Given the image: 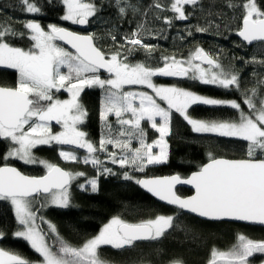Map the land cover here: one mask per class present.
Here are the masks:
<instances>
[{
    "label": "snow or ice",
    "instance_id": "6c2138e0",
    "mask_svg": "<svg viewBox=\"0 0 264 264\" xmlns=\"http://www.w3.org/2000/svg\"><path fill=\"white\" fill-rule=\"evenodd\" d=\"M45 3L62 6L59 19L74 25L90 24L105 7L115 8L120 20L127 21L129 16L140 19L119 40L109 32L113 42L111 51L99 47L94 34L81 35L54 23L45 29L35 19H26L22 31L0 23V66L18 74L15 87L0 86V141L6 144L5 152L0 154V202H9L14 209L18 225L14 236L29 243L41 257L38 264H106L98 255L101 247L109 246L116 251L130 249L138 242L158 241L175 227L173 215L160 214L135 223L115 216L82 246H72L59 235L50 237L49 233L56 234L58 230L39 215L41 210L49 205L69 209L70 188L81 177L84 183L79 184V189L97 193L101 177L117 175L109 164L124 170L120 173L123 180L134 182L181 212L210 221L264 225V94H261L264 79L257 80L251 88L241 87V73L225 68L218 58L219 52L214 56L200 46L190 50L187 57L161 56L157 65L132 60L141 52L147 60L156 51L157 46L147 43V39H167L164 29L155 28L149 15L153 22L162 21L166 29H171L176 21H188L198 10L207 16L205 26H193L195 33L212 31L220 35L223 11L214 12V4L205 7L204 0H151L146 5L142 0H108V4H98L97 0H45ZM19 4L27 15L42 14V5L37 0H19ZM223 8L240 10V24L234 34L243 42L264 43V0H239V3L227 0ZM186 33L192 36L193 28L186 26ZM17 39H28L30 47L25 49L11 42ZM245 63L264 65V60L253 57ZM102 72L107 75L102 77ZM156 77L236 91L239 97L210 98L179 84H157ZM85 89L101 92L102 131L98 143L82 130L88 117L80 100ZM61 91L69 98L60 99L57 94ZM196 105L225 107L232 114L193 118L190 109ZM174 114L190 126L193 134L245 142V157L215 158L210 154V162L187 177L137 176L146 173L150 166L169 162L168 138ZM142 122H147L158 138L149 141L148 129ZM53 125L61 130L54 131ZM42 146H75L85 150L81 157L60 148L58 155L63 161L91 166L96 175L88 178L85 173H73L37 157L34 150ZM13 160L43 166L46 174L26 175L9 163ZM177 185H190L194 194L181 197ZM42 224H47L48 232ZM236 241L228 251L213 248L208 264H264V241L243 234ZM0 264L33 262L0 250Z\"/></svg>",
    "mask_w": 264,
    "mask_h": 264
},
{
    "label": "trees",
    "instance_id": "16d2710c",
    "mask_svg": "<svg viewBox=\"0 0 264 264\" xmlns=\"http://www.w3.org/2000/svg\"><path fill=\"white\" fill-rule=\"evenodd\" d=\"M37 2L42 5V14L31 16L22 12L19 0H0V23L11 25L16 30L22 31L26 19H35L43 26L54 23L73 30L77 29L74 24L59 19L63 14L62 6L59 4L49 6L45 0H37ZM150 2L151 0H142L144 5ZM226 2L227 0H204L205 7L214 4V12L223 11L224 13L220 35H216L212 31L208 34L195 33L193 26H205L207 16V13L201 14L198 10L190 20L176 21L171 29H166L162 21L153 22L149 15V21L155 28L164 29L163 35L167 39H147V43L157 46L156 51L147 60L144 53H137L132 57L133 62H148L157 65L160 63L161 56L187 57L190 50L200 46L214 56L219 52L218 58L225 68H234L240 72L241 87H253L257 80L264 79V65L245 63V61L253 57L257 61L264 60V43L254 42L253 45H247L237 38L234 33L240 24V10L223 8ZM235 2L239 3V0H235ZM97 3L108 4V0H97ZM165 14L170 15V13ZM137 19L140 18L129 16L127 21L120 20L115 8L105 7L103 12L93 19L83 32L94 34L97 45L105 51H111L113 42L109 37V32L115 34L119 40L120 36L132 31L135 27L134 21ZM117 25L122 27L117 28ZM186 26L193 28L192 36H187ZM181 35L185 38L181 39ZM11 42L25 49L29 48L31 43L28 39H17ZM58 43L63 45L61 42ZM17 78L18 74L15 70L0 67V85L15 87ZM160 78L162 82L171 81L173 84H179L181 87L212 98L234 99L239 97V93L236 91L229 92L215 86L201 85L188 80L178 81L175 78L168 80L164 77H157L156 80L160 82ZM92 92L101 95L99 89H93ZM261 94H264V88H261ZM57 95L63 98L66 93L61 91ZM190 113L197 118L225 117L231 115L232 110L225 107L213 108L196 105L190 109ZM143 126L148 129L145 123ZM156 137V132L148 130L149 141ZM168 142L169 162L150 166L146 173H137V176L153 177L179 174L182 177H187L208 162L210 154L215 158L241 159L245 157L246 152V144L243 141L219 138L211 134H193L190 131V126L175 114ZM5 150L6 144L0 141V154H3ZM35 154L42 159L58 163L64 168L85 173L88 178L96 175L91 166L78 162H63L58 157L57 150L47 146L36 149ZM9 163L16 162L9 161ZM17 164L26 174L40 176L45 173L40 166ZM108 166L113 168L117 175L101 177L97 193L81 191L77 186H73L69 209L49 206L41 210L39 215L51 220L58 230L59 237L72 246H82L85 241L98 234L104 223L115 216L133 223L155 218L160 214L173 215L176 219L174 220L175 227L158 241L138 242L134 247L122 251L113 250L109 246L101 247L99 257L107 263L170 264L171 261H181L182 264H208L213 248L228 251L237 242L236 238L240 234L256 241L264 240L263 227L226 221H206L181 212L178 208L157 201L134 182L123 180L120 173L124 170L118 165L109 164ZM177 192L181 196H188L192 193L187 188H178ZM41 227L46 232L49 231L45 224H42ZM17 229L18 225L12 206L9 202H0V232L3 233L0 245L26 255L28 261H40L41 257L35 253L27 241L14 236ZM54 235L56 234L49 233L50 237Z\"/></svg>",
    "mask_w": 264,
    "mask_h": 264
},
{
    "label": "rangeland",
    "instance_id": "374dc122",
    "mask_svg": "<svg viewBox=\"0 0 264 264\" xmlns=\"http://www.w3.org/2000/svg\"><path fill=\"white\" fill-rule=\"evenodd\" d=\"M171 15V13H170ZM71 23V22H69ZM43 26V25H42ZM45 27V29L47 28V26H43ZM64 45V44H63ZM61 45V46H63ZM67 48V47H66ZM70 50V49H69ZM2 67V66H0ZM103 77V76H102ZM157 78V77H156ZM156 78H154V82L157 83V84H160V85H173V82L171 81H167V82H162V79L160 78V82H158L156 80ZM168 80L171 79V78H167ZM133 88H139L140 86H132ZM93 89H85V91L81 94L82 98H80L81 102L84 100V104L82 102V104L84 105L85 109L87 110L88 112V117H87V120H86V123L82 126V130L85 131L88 135H91L89 136V138L93 141V142H96L98 143L99 141V138H100V133L102 131V128H101V122L99 120V109H100V102H101V95L100 94H97V93H94L92 92ZM150 91V90H149ZM202 95V94H201ZM205 96V95H204ZM209 97V96H207ZM60 99H67L69 98L68 97V94L66 93V95L61 98L59 97ZM212 98V97H210ZM193 118H197L193 115H191ZM159 119V118H158ZM199 119V118H198ZM145 123V125L148 126V130H152L150 129V126L147 122H142V126L143 124ZM60 127H58V129H55L54 128V131H60ZM154 131V130H152ZM155 132V131H154ZM158 138V133H157V137ZM155 138V139H156ZM60 148H63V147H60ZM64 150H68V151H73L75 152L77 155L79 156H84L86 153H85V150L83 149H75V148H63ZM60 150V149H59ZM34 154H35V150H34ZM36 155V154H35ZM102 155V154H101ZM40 158V157H39ZM60 158V157H59ZM61 159V158H60ZM46 160V159H44ZM62 160V159H61ZM48 161V160H46ZM63 161V160H62ZM51 162V161H49ZM63 162H66V161H63ZM53 163V162H51ZM67 163H77V162H67ZM35 166H39V165H35ZM44 172H46V170L43 168V166H40ZM67 169V168H66ZM68 171H71L73 173H82L80 171H74V170H71V169H67ZM81 183H84V178L81 177L80 179L76 180L73 182L71 188H70V195H71V191H72V188L73 186H77V188H79V184ZM50 207L51 206H54V205H49ZM49 206L45 207V208H48ZM14 210V209H13ZM44 219L50 223L51 220L44 217ZM53 224V223H52ZM47 226V224H45ZM48 228V226H47ZM56 235H58V232L56 233ZM97 235V234H96ZM94 237V236H93ZM0 250H4V251H7L11 254H16L18 255L19 257L23 258V259H26L28 260L27 256L18 252V251H15V250H12V249H9V248H5L3 246L0 245ZM98 255H99V251H98ZM41 261V260H40ZM40 261H33L34 264H38V262ZM32 262V261H31ZM106 264H110V263H107ZM222 264V262H221Z\"/></svg>",
    "mask_w": 264,
    "mask_h": 264
},
{
    "label": "water",
    "instance_id": "95a60500",
    "mask_svg": "<svg viewBox=\"0 0 264 264\" xmlns=\"http://www.w3.org/2000/svg\"><path fill=\"white\" fill-rule=\"evenodd\" d=\"M77 26V28L79 29V30H84L88 25H76ZM62 27H65V26H62ZM65 28H67V29H69V30H71V31H74V32H77V33H79V34H81V35H88V33H85V32H81V31H75V30H72V29H70V28H68V27H65ZM237 36V35H236ZM237 38L240 40V41H242V39L240 38V37H238L237 36ZM243 42V41H242ZM62 44H63V42H61ZM243 43H246V42H243ZM66 47H68L69 49H70V46H68V45H65ZM71 50V49H70ZM102 74H106V73H103L102 72ZM219 158H224V157H219ZM228 159H232V158H228ZM210 162V160L208 161V162H206V163H209ZM205 163V164H206ZM12 165V164H11ZM58 166H60L61 168H63L64 170H67L66 168H64L62 165H60V164H57ZM12 166H15L18 170H20L21 172H23L18 166H16V165H12ZM24 173V172H23ZM24 174H26V173H24ZM44 174H46V172L44 173ZM43 174V175H44ZM26 175H29V176H36V175H30V174H26ZM41 176V175H40ZM165 176H169V175H165ZM154 177H164V176H153V177H148V178H154ZM141 178H144V177H141ZM178 188H187V189H189V190H191L192 191V193L190 194V195H188V196H191V195H193L194 194V188H192L190 185H177V188H176V191H177V189ZM142 189V188H141ZM144 192H146V193H148L146 190H144V189H142ZM178 193V192H177ZM149 195H151L150 193H148ZM179 195V194H178ZM152 196V195H151ZM181 196V195H180ZM188 196H181V197H188ZM153 197V196H152ZM154 199H156L157 201H159V202H161V203H163V204H165V205H167L165 202H162V201H160L158 198H155V197H153ZM169 206V205H168ZM174 207V206H173ZM184 213H186V212H184ZM188 214V213H187ZM190 215H192V214H190ZM192 216H195V215H192ZM195 217H197V216H195ZM197 218H199V217H197ZM199 219H202V220H206V221H210V220H207V219H203V218H199ZM224 221H226V222H234V223H241V224H246V225H253V226H259V227H263L264 228V225H259V224H254V223H247V222H237V221H228V220H224ZM214 222H218V221H214Z\"/></svg>",
    "mask_w": 264,
    "mask_h": 264
},
{
    "label": "flooded vegetation",
    "instance_id": "af4514ba",
    "mask_svg": "<svg viewBox=\"0 0 264 264\" xmlns=\"http://www.w3.org/2000/svg\"><path fill=\"white\" fill-rule=\"evenodd\" d=\"M76 26V25H75ZM76 28H77V26H76ZM73 30V29H72ZM75 31H81V32H83V30H79L78 28L75 30ZM3 68V67H2ZM107 74H102V76H106ZM0 86H5V87H12V86H6V85H0ZM83 96V95H82ZM82 96H81V98H82ZM83 102V104H84V100L82 101ZM58 127L59 126H57V125H53V128H55V129H58ZM89 136H91V135H88V137ZM48 147V146H47ZM60 147H63V148H75V149H78V148H76L75 146H53V147H49V148H52V149H54V150H57V155H58V151H59V149H60ZM38 149H40V148H38ZM58 157H59V155H58ZM14 162H16V163H14V164H12V165H15L16 164V166H18V164L17 163H20V164H22L23 166H24V164L22 163V162H19V161H15V160H13ZM54 164H56V163H54ZM58 164V163H57ZM262 241H264V240H262ZM260 259V257L259 256H257L256 257V261H258Z\"/></svg>",
    "mask_w": 264,
    "mask_h": 264
}]
</instances>
